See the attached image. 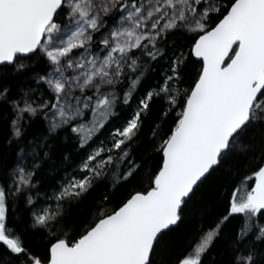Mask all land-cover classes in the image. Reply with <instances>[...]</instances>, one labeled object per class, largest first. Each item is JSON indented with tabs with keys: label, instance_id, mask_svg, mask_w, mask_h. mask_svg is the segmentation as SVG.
<instances>
[{
	"label": "snow or ice",
	"instance_id": "1",
	"mask_svg": "<svg viewBox=\"0 0 264 264\" xmlns=\"http://www.w3.org/2000/svg\"><path fill=\"white\" fill-rule=\"evenodd\" d=\"M0 133V264H264V0H0Z\"/></svg>",
	"mask_w": 264,
	"mask_h": 264
},
{
	"label": "trees",
	"instance_id": "2",
	"mask_svg": "<svg viewBox=\"0 0 264 264\" xmlns=\"http://www.w3.org/2000/svg\"><path fill=\"white\" fill-rule=\"evenodd\" d=\"M18 87L17 84H13L12 88ZM41 130L40 125H36L33 128L34 133H38ZM148 134V128H145V135ZM63 140V137L58 138L55 141V146L53 149L52 159L55 161L56 165H60L63 160V156L65 154H69L71 152V148L68 146ZM12 150L8 148L5 143L3 134L0 133V168H3L4 165L8 164L12 159ZM248 165L247 162L242 158L236 162L226 163L224 168L221 170L220 174H214V176L206 182V185L203 187L204 198L207 202L208 206H211L215 209V211L220 212L223 211V196L222 194L225 192H230L234 187L239 186L240 191L239 195L244 196L246 194V190L243 185L239 184L240 178L247 173ZM239 173V175H237ZM139 179V178H138ZM137 185V181H133L132 184L126 185L124 188H120L115 192L113 196V202L119 201V199L127 193V191L133 186ZM105 189L103 187L99 188L95 192H93L89 197L85 198L83 202L80 204H74L72 206V212L81 220L86 221L90 219L95 212L97 203L100 197L103 195ZM111 207V205H109ZM30 242L31 238H30ZM177 243L180 246H183L184 241L179 237L177 238ZM220 249L217 247L210 252L205 260V264H210V261L213 257H218Z\"/></svg>",
	"mask_w": 264,
	"mask_h": 264
}]
</instances>
